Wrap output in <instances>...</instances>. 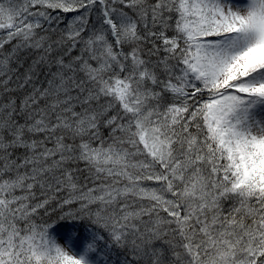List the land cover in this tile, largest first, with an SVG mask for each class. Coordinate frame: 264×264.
<instances>
[{
	"label": "snow or ice",
	"instance_id": "snow-or-ice-1",
	"mask_svg": "<svg viewBox=\"0 0 264 264\" xmlns=\"http://www.w3.org/2000/svg\"><path fill=\"white\" fill-rule=\"evenodd\" d=\"M0 264H264V0H0Z\"/></svg>",
	"mask_w": 264,
	"mask_h": 264
}]
</instances>
